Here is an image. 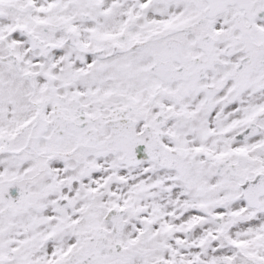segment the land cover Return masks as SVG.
<instances>
[{
  "label": "snow or ice",
  "instance_id": "obj_1",
  "mask_svg": "<svg viewBox=\"0 0 264 264\" xmlns=\"http://www.w3.org/2000/svg\"><path fill=\"white\" fill-rule=\"evenodd\" d=\"M0 264H264V0H0Z\"/></svg>",
  "mask_w": 264,
  "mask_h": 264
}]
</instances>
